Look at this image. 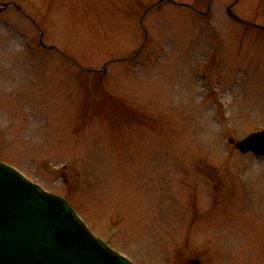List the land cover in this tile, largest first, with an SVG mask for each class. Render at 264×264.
I'll return each instance as SVG.
<instances>
[{"label": "rangeland", "instance_id": "obj_1", "mask_svg": "<svg viewBox=\"0 0 264 264\" xmlns=\"http://www.w3.org/2000/svg\"><path fill=\"white\" fill-rule=\"evenodd\" d=\"M8 1L0 162L134 264H264V158L228 142L264 129V0Z\"/></svg>", "mask_w": 264, "mask_h": 264}, {"label": "water", "instance_id": "obj_2", "mask_svg": "<svg viewBox=\"0 0 264 264\" xmlns=\"http://www.w3.org/2000/svg\"><path fill=\"white\" fill-rule=\"evenodd\" d=\"M227 14L238 19L230 7ZM228 142L264 157V131ZM0 264L133 263L94 236L63 198L0 162Z\"/></svg>", "mask_w": 264, "mask_h": 264}, {"label": "flooded vegetation", "instance_id": "obj_3", "mask_svg": "<svg viewBox=\"0 0 264 264\" xmlns=\"http://www.w3.org/2000/svg\"><path fill=\"white\" fill-rule=\"evenodd\" d=\"M2 4H9V5L6 6V7H2V5H1V7H0V13L4 12L5 10L9 9L10 7H13V8H15V9H17V10L19 9V8H17V6H16V4H15L14 1H8V2H4V3H2ZM238 22L243 23L242 20H241V21H238Z\"/></svg>", "mask_w": 264, "mask_h": 264}]
</instances>
